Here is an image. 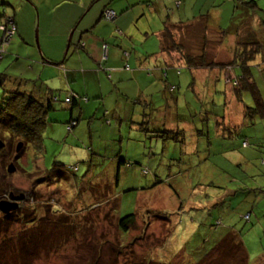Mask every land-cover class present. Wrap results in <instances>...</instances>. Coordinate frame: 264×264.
Returning <instances> with one entry per match:
<instances>
[{
  "label": "rangeland",
  "instance_id": "374dc122",
  "mask_svg": "<svg viewBox=\"0 0 264 264\" xmlns=\"http://www.w3.org/2000/svg\"><path fill=\"white\" fill-rule=\"evenodd\" d=\"M7 1L11 5L6 8L7 12L9 13L11 9L13 10V14L16 15L17 19H19L20 24L24 27L27 33H30L32 25V34L30 33V35H28L27 44L37 47L39 39L38 14L36 11V5H32L29 0H27L26 3L33 9V11H30L27 7V4L22 0ZM35 1L38 4V8H41L40 20L42 34H50L52 37L57 39L58 43H61L64 40L63 33L65 31L68 19L73 16L72 22L76 23L77 21L74 20V17L75 19H78L80 14L84 13L85 9L89 10V8L92 5H95L98 0H82L86 3L85 9L84 6H82L79 2L80 0H72L74 2H67L68 0L66 2H61L60 0ZM105 1L106 0L103 2ZM117 1L125 5L128 3L130 5L132 3L136 4L138 9L136 11L144 9L147 13L151 14V16L156 15V17L160 19L159 22L162 28L165 26L163 23H167V25H171L176 28L178 27L180 30L179 33L178 30L173 29L174 33L176 34L175 39L178 41V43L180 42L183 45L182 47L185 50L184 52L192 57H203L202 59L205 60L206 63H209L210 61H231L237 43L243 42L246 38L244 27L247 26V24H252L251 33L253 34H257L259 30V23L257 20L253 21L248 18H242V15H245V9L238 11L237 16H232L233 3L231 0H190V5L182 3L180 6L176 4L179 0ZM186 2L187 0H185V3ZM213 4L214 8H210L213 6ZM258 6L259 9L264 12V0H258ZM153 12H157V14L155 13L153 15ZM158 14L160 16H157ZM11 20L12 19H10V21ZM103 20L105 21V25H107V23L109 25L113 23V21L110 20ZM217 23L219 25H217ZM217 28L224 29V31L220 32ZM70 32L71 31L68 30V33L65 36V47L63 48L64 51L68 50L69 54H72V47L68 46V37ZM77 32H79V30H77ZM131 32L135 33L136 35L134 30ZM205 38L207 42H205ZM14 39L17 41L16 44L20 42V38L17 35ZM121 39L124 45L128 46L129 44L130 47L132 46V42L128 41L126 38L121 37ZM40 40L42 41V39ZM139 42V39L134 41V43ZM165 43L166 41H164V44ZM149 45L154 51L160 48L159 40L155 41V39L152 38L144 45L143 49L141 48L142 53L145 51V47ZM29 51L32 52L34 50L30 48ZM61 54L62 52L60 51L58 55ZM133 55L138 56L139 51H137V49L134 50ZM173 57H175V55H173ZM6 59L7 58H4L2 61L0 60V73L5 72V74L9 75L13 80L11 83L8 82L9 84L7 83L6 85H14L20 91L31 92L34 94V96L41 97V100H45V88H47V85L49 84L50 87H52L56 82V78L53 81L50 79L53 73H50L49 71H43V69L39 66H32L30 64L31 61L25 62L24 60L21 61L16 59V64L15 57L13 61H10L9 58L8 60ZM256 60H258V56L256 57ZM257 62L258 64L261 63V61ZM166 70L168 71L167 76L169 81L176 83L179 80V90L177 91V95H180L183 98L181 104L185 106V101H188L192 108L198 110L199 104L197 105V102L199 103V101L192 98L193 93L190 89L188 92H186L185 89V86L188 84L192 76L187 71H185L183 72L182 76L178 78L174 69ZM205 70L208 69H200L195 71L193 76V79L196 82L195 88L199 87V84L207 83V79H209V82H213V80H215L216 70H209L207 72ZM108 73L111 72H107L105 74L108 75ZM40 74L43 76V80L50 83L42 82L39 79ZM152 74L154 81H159V78L161 77L160 69L156 68V66L152 67ZM99 75L101 78H103L102 73ZM110 75H113V73ZM225 76L227 77V74ZM222 77L224 78V75H220V80ZM112 80L115 81L114 77H112ZM256 81L261 82V79L258 75ZM161 83L159 85H161L162 88L163 82ZM128 84L129 85H123L122 89L128 91V95L132 99L137 95L136 93L131 92L134 91L136 86L134 82L131 81L128 82ZM212 84L208 85L207 83V88L205 87V90L207 91L208 89V91L212 92ZM156 85L157 84H155V86ZM220 86L222 90L223 85L221 84ZM216 88L217 86H215V89ZM59 90L60 89L55 90L54 93L58 94ZM260 90L262 97H264V84H262V89L260 88ZM3 91L4 89L0 88V104L3 103L1 101V98L3 97ZM105 91L106 87L103 91L104 94ZM193 91L195 92V90ZM227 92L230 94L231 91L229 88H227ZM220 97L221 96H213V101L220 102ZM59 99L63 100L61 97H59ZM248 100L249 99H247V101ZM162 101L163 100L158 97V99L155 100V104H162ZM90 102H93V100H90ZM215 104L219 105L217 103ZM228 105V111L224 116V120H226L225 124L228 127L230 126L238 128L242 124V109L240 105H238L236 102L234 103L233 100H231ZM55 106L58 107L59 110L55 111L58 109L55 108L54 112L49 114L48 118L46 119V128L43 133L44 146L46 148L45 154L42 157L44 167L50 170L53 167V163L56 161L65 166V169L67 170L69 168L75 169L77 167L78 173L76 171L74 174L76 173L78 177L83 176L87 171H89V175H93L91 177L93 182L96 180L99 182L96 187L102 189L103 185H110V193L117 196V216H125L130 213H136L137 229L132 230L125 239V243L129 244V247L126 250V255L124 257H119L118 264H134V262H137L139 257L145 256L149 252L148 250L152 245L157 246L159 243H162L161 240L168 233V229L170 228L171 230L167 235L166 240L170 241L169 245L171 244L173 249L179 248V254L177 257L175 256L172 259V264H175L178 262V260H180L182 250L186 252H193L194 248L196 249L200 247L199 251L200 255H202L204 252H206V250H209L215 244L216 240L219 238L218 229H215L212 232L206 231L204 233L202 232L203 229H200L198 230L199 232L195 235V237L191 235L194 225L196 224V221H194L192 218L194 216L195 218L198 217L197 214L200 213L192 209L196 203L191 204L190 196H187L188 192L190 191L189 188L191 187V183L197 179L196 167H193L191 170H187V166L183 163L179 162V164H176L177 162L170 161L168 159L165 161L163 160L168 158L167 156L169 155V157H171L174 154H178V145H176V148H174V144L168 142V144H165L166 146L163 147L164 155L167 156L163 158L160 156H152V154L158 148L153 147L160 146L159 140H155L154 142L150 138V135L138 132L136 125H130L132 127V130H130L127 124V121L129 120L123 118L124 122L120 128H113L112 134H110L112 137L106 136V138H104L105 141L100 143V145L94 144L95 147L92 145L93 154L91 155L87 150L89 147L88 140L84 139V136L88 133L81 129L80 124L77 130H75L77 137H75L73 131L67 135L64 131V126L66 125L64 122L66 119H68L69 114H66L64 109L65 105L62 102L56 103ZM212 109L215 114L220 113L222 110L219 107L215 108L210 105L209 111L211 112ZM73 111L74 116L77 118L78 106L74 108ZM56 116H58L62 122L53 123L51 121L53 120L52 117ZM130 120L134 121L132 118H130ZM135 120L138 121L139 118H135ZM211 122L212 117H210L208 124L210 130L213 127L211 126ZM73 125L74 124L71 126ZM262 126L263 125H260V131L262 130ZM244 127V124H242L239 129L249 135L250 132L251 135L254 134L253 130ZM3 128L5 129V127ZM184 128H186V130H190L193 128V125L190 122L185 123ZM0 130L3 129L0 128ZM79 135L81 136V140L78 138ZM0 140L4 144L3 149H0V193H2L3 190H6L5 192L9 191L13 196H19L20 194H23L24 198L22 200L15 201L18 206L16 211L19 209L17 214H19L20 217H24L22 218L23 221H27L35 216V223H37L38 215L40 213L41 215L44 214V203L46 204L49 199L55 200V202L61 207L62 215L69 216L72 214L75 207L72 206L75 201V193L72 190V183L65 184L60 181L61 184L58 185L56 181L51 180H48L47 184L42 182L43 178H45L48 173L45 172V169L42 167L41 159L34 157V151L29 144L30 141L28 138L25 139L19 135H12L7 130H4L0 133ZM194 141L195 140L193 137L190 143H193ZM218 142V139H214V146ZM18 143H21V148L16 153L15 148ZM189 151H191V149ZM262 151V148L259 147L255 152H253V156H259L260 169L264 165V153ZM240 157L241 156L236 152H230L226 154V158L231 161V164L241 161ZM159 159H162V161H159ZM120 160L125 161L126 163L125 166L121 165L118 169L117 165L119 164ZM196 161L197 159H194L193 157L186 160V162L190 164L189 166H193ZM257 161L258 160H256V162ZM9 162H13L16 166H14L15 171L13 173L6 172V168L8 166L7 164ZM28 163L32 164V170L27 172L26 168L28 167ZM243 166L245 165L243 164ZM199 168L200 169L198 171H201L202 173L203 167L202 169L201 167ZM62 169L63 168H61V170ZM155 169L158 171L160 176H162L165 172L166 174L162 178V182L153 187L154 179L152 172ZM176 170L183 173L184 175H179L178 177L173 176L172 172H175ZM232 170L233 169L230 168V171ZM143 171H146V173L144 174ZM210 173L211 176H207L208 179L213 178V180H215L216 175L214 173L212 174V170ZM255 173H257V171H253L252 174ZM249 174L251 173L249 172ZM103 179L105 182L102 185L101 183L103 182ZM106 181L109 184L106 183ZM85 183L91 182L86 181ZM216 185L217 184H215V186ZM221 185L223 186L222 182ZM260 186H263L264 188V180L260 176L248 178L243 182V187L253 191L249 192V195L246 197L242 196V193L239 195L237 194L234 198L230 197L229 201H231L234 205V202L240 200L238 203L240 204L243 199L242 205L240 207L236 206V209L245 211L243 213H249L250 219L248 221L242 220V213V215L238 217L232 215L231 220L235 227H241L242 230H244L242 231V235L245 236L243 240L246 246H248L251 250V260H253V262L256 261L255 263L257 264L259 261L261 264H264V189H257ZM176 190H178L177 192H179V196H181V198L188 201V205L185 202L186 206L185 209H182V211H179V202L176 200V196L173 195L174 191ZM234 190H236V188H234ZM82 191V197L84 200L77 201L76 206L79 210L81 209L82 205L80 207L78 204L84 203L91 205L95 202V198L91 195V192L88 191V188L82 189ZM207 191L209 192L210 190L208 189ZM101 196L102 194L96 196V201ZM240 196H242L241 199ZM199 197L200 198L197 197L198 202L201 199V196ZM0 198L8 199L7 196L4 195H2ZM107 204L110 208L113 206V200ZM201 204L202 203H198L197 205ZM39 208H41V210H39ZM211 213L213 214L214 212L212 211ZM1 214L2 213L0 212V215ZM83 215V213L79 214L80 223H82L84 220ZM155 215H164L172 219L171 222L174 223L173 227H171L172 224L169 221L165 222L160 218H157ZM48 217L50 218L51 215H48ZM53 219L54 218L52 217V220ZM100 220L101 219L98 217L95 218L96 222H100ZM75 221L76 220H74V222ZM16 225V227H19L18 224ZM112 225L113 224L106 222V224H104L105 228L103 227L104 229L101 227V224L96 225V230L99 228L102 229L99 232H95V235L98 237L103 235L107 240L114 242L117 237L115 236V230ZM11 231L18 232L20 229L15 228L14 230H9L8 233H11ZM141 236H143L142 239ZM2 237L3 238L0 237V253L2 258L7 259L9 258L8 251L13 252L14 248H16L15 245L17 244L12 235H8V237L3 235ZM83 238L84 236L79 233L77 234L76 238L73 236L65 237L62 240L61 245L57 247H54V245L51 244V250L40 253L38 258L36 257V261H34L32 264H85L81 261L83 258H80V256L83 255V248L85 247V241ZM87 238H89V236H87ZM203 238L206 239L205 242L202 241ZM80 242L83 244L78 245ZM6 248L8 251L5 250ZM194 252H196L195 256L192 253H188L194 258H198V251ZM167 256L168 254H165L166 260ZM103 258L106 261H109L110 255L108 252H106V255Z\"/></svg>",
  "mask_w": 264,
  "mask_h": 264
},
{
  "label": "trees",
  "instance_id": "16d2710c",
  "mask_svg": "<svg viewBox=\"0 0 264 264\" xmlns=\"http://www.w3.org/2000/svg\"><path fill=\"white\" fill-rule=\"evenodd\" d=\"M231 2L233 3V17L237 16L238 11L245 9V15H242V18H248L253 21L257 20L259 23V30L257 34L254 33L255 35L251 33L252 24H247V26L244 27L246 38L243 42L237 43L231 61H210L209 63H206L205 60L202 59L203 57L189 56L184 52L183 45L180 42L178 43L175 39L176 34L173 29L178 30L179 33L180 30L178 27L176 28L167 25V23H163L165 25L163 29V40H165L166 43L161 47V52H164L163 54H166L168 58L167 62L165 61V64H163V70H160V78L163 82V87L160 88L161 93L158 94L153 91L150 93V98L135 96V98L128 100V102L132 104V114L127 116L129 120L127 121L129 129L132 130L130 125H136L138 132L150 135V138L154 142L155 140H159L160 142V146L153 147L158 148L152 156H160L161 158L167 156L164 155L163 147H165L168 142H171L174 144V148L178 145L179 152L171 157H169V155L167 156L168 158L163 160L165 161L168 159L177 162L176 164H179V162L183 163L187 166V170L196 167L197 179L191 183V187L189 188L190 191L187 196H190L191 204L196 203L192 209L200 213L197 214L198 217L195 218L194 216L192 218L196 221V224L194 225L191 235L195 237L200 229H203V233L206 231L212 232L215 229L219 230V238L209 250H206L202 255H200V247L196 249L194 248L193 252L182 250L180 260L175 264H257L255 263L256 261L253 262V260H251V250L244 243L243 239L245 236L242 235V231L244 230H242L241 227H235L231 220L232 215L238 217L245 212L236 209V206L240 207L242 205L243 199L240 204H238L240 201L238 200L237 202H234L233 205L232 202L229 201V198H234L240 193L243 194L242 196L246 197L249 195V192L253 191L243 187V182L248 178L260 176L264 180V165L261 169L257 166V164H259V156L256 155V160H258L256 164L251 162L249 158L250 156H247L248 153L253 156V152L259 147L262 148V152L264 153V97H262L260 90V88L262 89V84H264V12L259 9L258 0H231ZM182 3L186 5L191 4L190 0H187L186 3L185 0H179L176 4L180 6ZM8 6L11 5L7 0H0V37L3 35L2 27L9 22L10 19H12L13 25L15 26V21L12 16L13 10L9 9L10 11L8 13L6 10ZM212 7L214 8V4L210 8ZM104 10L106 11V8ZM104 10L102 11L101 17L112 21L114 18H106ZM112 12L114 13L113 10ZM114 17H116L115 13ZM217 29L220 32L224 31V29L221 28ZM115 32L116 31L114 30L113 34H110L112 43H109L111 41H108L106 42L107 44H103L101 48L104 49L106 47L105 45L117 47L124 57H128L129 51H123V48L118 47L114 42V39L120 37ZM15 33L16 31L9 39L8 45ZM205 42H207L206 38ZM6 47L0 60L6 54ZM154 55L155 54L153 53L144 54L143 57H146V59L150 57L153 58ZM173 55H175V57H173ZM257 56L258 60H256ZM13 60L14 59H12V61ZM257 61H261V63L258 64ZM101 65L99 66V69H102ZM168 66L172 69L174 68L175 74L178 78L182 76L185 71L192 76L188 84L185 86V89L186 92L190 89L193 93L192 98L199 101V103L197 102V105L199 104L198 110L192 108L188 101H185V106L181 104L183 98L180 95H177V91L179 90V80L176 83L169 81L167 76L168 71L166 70L169 68ZM200 69H208L205 70L206 72L209 70H216L215 80L209 82V79H207L208 85L213 83L212 92L208 91V89L207 91L205 90V87L207 88V83L199 84L200 88H195L196 82L193 79V76L195 71ZM143 71H147V69H143ZM226 74L227 77L225 76ZM220 75H224V78L222 77L221 80ZM257 75L260 77L261 82L256 81ZM12 81L11 77L5 74V72L0 73V88L4 89L3 97L1 98L3 103L0 104V128L3 130H0V133L7 130L12 135L15 134L25 139L28 138L30 141L29 144L34 151V157L41 159L42 167L45 169V172L48 173V175L43 178L42 182L47 184L48 180H51L56 181L58 185L61 184L60 181L65 184L72 183V190L75 193V201L72 206L75 207L72 214L65 216L62 215L61 207L55 202V200L49 199L46 204L44 203V214L41 215L40 213L38 215L37 223H35V216L27 221H23L22 218L24 217H20L19 214H17L19 209L17 211H11L5 215L1 214L0 237L3 238V235L6 237L12 235L17 245H15L16 248H14L13 252L8 251L7 248L5 249L8 251L9 255V258L7 259L2 258L0 253V264H32L36 261V257L38 258L40 253L51 250V244L54 245V247H57L61 245L62 240L65 237L73 236L76 238L79 233L84 236L83 240L85 241L83 255L80 256V258H83L81 260L82 262L85 264H118L119 257H124L127 253L126 250L129 247V244L125 243V239L132 230L137 229L136 213L117 216V196L110 193V185H103L105 182L104 179L101 183L103 185L101 189L96 187L99 182L98 180L93 182L91 178L93 175H89V171L83 176L78 177L76 173L74 174V172L78 170L77 167L75 169L69 168L67 170L65 169V166L56 161L53 163L52 169L48 170L44 167L42 160L46 149L43 138L47 122L46 119L51 112H54L55 108H58L55 104L62 102L72 110L76 108L74 107L75 105L78 106L79 109L80 103L87 102L88 97L84 94H79L73 91H67L60 96L59 93H54V89L49 88L45 89V100H41V97H36L31 92L20 91L14 85H6L8 82L11 83ZM146 81L147 84L154 81L152 72ZM221 84L223 85L224 90H221ZM215 86H217L216 89ZM227 88L230 89V94H228ZM193 90H195V92ZM213 96H221V101L214 102ZM59 97L63 98V100H60ZM158 97L163 100L162 104H155V100L158 99ZM247 99L249 100L247 101ZM231 100L240 105L242 109V124H244L246 128L253 130L254 134L251 135L250 132L249 135L246 132H242L239 129L242 124L238 128L228 127L225 124L226 120H224V116L228 111V103H230ZM215 103L219 105H216ZM210 105L215 108H221V112L215 114L213 109L210 112ZM58 110L59 108L55 111ZM103 112V115L95 118L99 119L102 117V121L105 125L114 128L112 121L115 119L111 113L105 109ZM210 117H212L211 126H213L211 130L208 127ZM52 118L53 120L51 121L53 123L62 122L58 116ZM93 118L94 116L92 115L89 119V123ZM130 118L134 119V121L130 120ZM135 118H139V120L136 121ZM121 120L122 119L118 117L115 125L122 124L123 122ZM189 122L193 125V128L186 130L184 125ZM64 123L66 124L64 126L65 133L68 135L75 129L78 120L75 118H68ZM73 123L74 127L71 126ZM260 125H263L261 131ZM3 127H5V129ZM193 137L195 141L190 143ZM214 139L219 140L215 146L213 144ZM190 149L191 151H189ZM87 150L91 155L93 154L90 145ZM230 152L238 153L241 156V161L231 164V161L226 158V154ZM192 157L197 159V161L193 166H189L190 164L186 162V160ZM243 158L244 161L242 160ZM159 161H162V159H159ZM125 163V161L120 160L117 165L118 169L121 165L125 166ZM243 164L245 166H243ZM31 165V163H28V167L26 168L27 172L32 170ZM199 167H201V169L203 167L202 173L201 171H198L200 169ZM61 168L63 169L61 170ZM230 168L233 170L230 171ZM211 170L212 174L214 173L216 175L215 180H213V178L208 179L207 177L211 176ZM253 171H257V173L252 174ZM249 172L251 174H249ZM143 173L145 174L146 171H143ZM152 174L154 187L162 182V178L166 172L160 176L155 169ZM172 175L178 177L179 175L184 174L176 170L175 172H172ZM86 181H90L91 183H85ZM106 183L108 182L106 181ZM215 184L217 185L215 186ZM85 188H88V191L91 192V195L95 198V202L91 205L84 203L78 204L80 207L82 205L79 210L76 207L77 201L84 200L82 197V189ZM234 188H236V190H234ZM208 189L210 190L209 192L207 191ZM257 189L262 190L264 188L263 186H260ZM5 191L6 190H3V192L0 193V197L4 195L8 198V195L11 192ZM177 191L178 190L174 191L173 195L176 196V200L179 202V211H182V209H185L186 203L188 205V201L181 198ZM100 194H102V196L96 201V196ZM199 196H201V199L198 202V198H200ZM242 196H240V199ZM4 198H0V200ZM112 200L113 206L109 208L107 203ZM198 203L202 204L197 205ZM39 210H41V208H39ZM212 211L214 212L213 214L211 213ZM81 213L84 214V220L82 223L79 222V214ZM48 215H51V217L49 218ZM155 216L165 222L169 221L172 224L171 227H173L174 223L171 222L172 219L164 215ZM52 217L54 218L53 220ZM96 217L101 219L100 222L95 221ZM249 219V213H243L242 220L248 221ZM74 220L76 221L74 222ZM106 222L113 224L112 226L115 230V236L118 238H116L114 242L107 240L103 235H100L99 237L95 235V232H99ZM16 224H18L19 227H16ZM98 224H101L102 228L96 230V225ZM15 228H19L20 231H11V233H8L9 230H14ZM170 230L171 228L168 229V233L161 240L162 243H159L157 246L152 245L148 250L149 252L145 256L139 257L138 261L134 262V264H172V259L179 254V248L173 249L171 244L169 245L170 241L166 240ZM87 236H89V238H87ZM142 237L143 236H141V239ZM205 240V238L202 239L204 242ZM80 244L83 243H78V245ZM194 251H198V258H194L189 254L192 253L195 256L196 252ZM106 252L110 255L109 261H106L103 258L106 255ZM165 254H168L167 260L165 259ZM258 264H261L260 261Z\"/></svg>",
  "mask_w": 264,
  "mask_h": 264
},
{
  "label": "crops",
  "instance_id": "0c3cea01",
  "mask_svg": "<svg viewBox=\"0 0 264 264\" xmlns=\"http://www.w3.org/2000/svg\"><path fill=\"white\" fill-rule=\"evenodd\" d=\"M22 1L26 3L27 0ZM60 1L66 2L67 0ZM103 1L104 0H98L89 10H86L85 1L80 0L79 2L85 9L84 13L80 14L78 19L74 17V20L77 21L76 23L72 22L73 16L68 19L63 33L64 40L58 43L57 39L50 34H42L40 20L41 8H38V4L35 0H29L32 5H36L39 43L37 47L27 44L28 35H30V33L32 34V25L30 33H27L20 24L19 19L16 18V15L11 14L16 22L15 34L20 38V42L16 44L17 41L14 39L15 35L7 47L5 56L1 58V61L4 58H7L6 60L9 58L10 61H12L15 57L16 64V59L21 61L24 60L25 62L31 61L30 64L32 66H39L43 71L53 73L50 79L53 81L56 78V82L52 87H50V84L47 85L45 89H60V96L67 91H73L88 97L87 102L80 103L77 118L74 116V111L71 108L64 106V109L66 114H69V119L75 118L78 120V124L73 130L74 134L80 124L81 129L88 133L84 136V139L88 140L91 148L94 144L100 145V143L104 142L106 136L112 137L110 134H112L113 128L105 125L102 121V117L99 119L95 118L103 115L104 109L110 112L115 119L112 121L115 129L120 128L122 125H115L118 117L124 122L123 118L128 119L127 116L132 114V104L128 102L131 98L128 95V91L122 89L123 85H129L128 82L130 81L134 82L137 88L135 87L134 91L131 92L136 93V97L143 96L150 98V93L153 91L158 94L161 93V85H159L162 82L161 78H159V81H151L149 84H147L146 79L150 77L152 67L156 66V68L163 70V64H165V61L167 62L168 58L165 56L166 54L163 56L164 52H161V47L165 41H163L164 26L162 28L159 22L160 19L154 15L155 13L157 14V12H153L154 16H151V14L147 13L144 9L136 11L138 10L137 5L133 3L131 5L129 3L125 5L117 0ZM67 2L74 1L68 0ZM27 7L30 11H33L30 5L27 4ZM105 8L106 11L104 10ZM103 10L104 15L105 12L112 10L116 15V17L113 16V23L110 25L108 23L107 25L104 24L105 21L101 17ZM157 16L160 15L158 14ZM217 25L219 24L217 23ZM130 28L131 31L134 30L136 32V35L130 31ZM68 30L71 31L68 37L70 39L68 40V46L72 47V54H69L68 50L64 51L63 48L65 47V36ZM77 30H79V32H77ZM114 30L116 31L115 33L120 36V38L114 39V42L118 47H122L123 51H129L128 57H124L117 47L105 45L107 48H101L103 44H107L106 42L111 41L110 34H113ZM121 37L132 42V46L130 47L129 44L128 46L124 45ZM152 38H154L155 41L159 40L160 48L154 51L149 45L145 47V51L142 53L141 48L143 49L144 45ZM40 39H42V41ZM138 39L140 42L134 43V41ZM109 43H112V41ZM30 48L34 51L30 52ZM136 49L139 51L138 56L133 55V51ZM60 51L62 54L58 55ZM152 53L155 54L154 56L158 57L153 56V58L150 57L147 59L143 57L144 54ZM100 65L102 69H99ZM143 69H147V71H143ZM168 69L172 68L169 67ZM107 72L111 73L106 75L105 73ZM100 73H102L103 78L99 75ZM112 73L113 75H110ZM112 77H114L115 81L112 80ZM39 79L44 83H50L43 80L41 74L39 75ZM155 84L158 86H155ZM105 87L106 91L104 94L103 91ZM90 100H93V102H90ZM74 107L77 106L75 105ZM92 115L94 118L89 123V119ZM75 137H77L76 134ZM78 138L81 140L80 135ZM247 156H250L249 158L252 163H257L256 156H251L249 153ZM242 160L244 161V158ZM257 166H259V164H257Z\"/></svg>",
  "mask_w": 264,
  "mask_h": 264
},
{
  "label": "water",
  "instance_id": "95a60500",
  "mask_svg": "<svg viewBox=\"0 0 264 264\" xmlns=\"http://www.w3.org/2000/svg\"><path fill=\"white\" fill-rule=\"evenodd\" d=\"M3 146H4V144L0 140V149H3ZM20 148H21V143H18L16 148H15V152L17 153ZM14 171H15V167H14L13 163H9L7 168H6V172L7 173H13ZM23 198H24L23 194H20L19 196H13L12 193H10L8 195V199L0 200V212L5 215L11 211L16 210L18 208V206L15 203V201L22 200Z\"/></svg>",
  "mask_w": 264,
  "mask_h": 264
},
{
  "label": "built area",
  "instance_id": "2783aa9c",
  "mask_svg": "<svg viewBox=\"0 0 264 264\" xmlns=\"http://www.w3.org/2000/svg\"><path fill=\"white\" fill-rule=\"evenodd\" d=\"M114 13L112 11L105 12V17L108 19L113 18ZM3 35L0 37V57L5 52V47L8 45V41L15 32V26L12 20L7 22L3 27ZM74 124V123H73Z\"/></svg>",
  "mask_w": 264,
  "mask_h": 264
}]
</instances>
